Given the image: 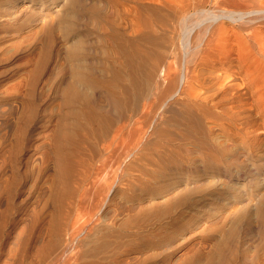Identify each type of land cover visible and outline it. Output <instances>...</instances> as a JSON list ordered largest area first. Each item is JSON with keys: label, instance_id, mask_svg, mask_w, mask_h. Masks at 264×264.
Segmentation results:
<instances>
[{"label": "bare ground", "instance_id": "6f19581e", "mask_svg": "<svg viewBox=\"0 0 264 264\" xmlns=\"http://www.w3.org/2000/svg\"><path fill=\"white\" fill-rule=\"evenodd\" d=\"M150 4L164 7L167 17L150 12ZM35 5L0 16V32L7 35L16 31L10 27L23 23L24 15L40 25L28 45L34 56L24 65L26 91L8 89L7 98L0 96L16 120L14 125L7 123L10 131L0 130V206L7 201L19 217L8 241L1 243L3 252L13 244L24 254L50 256L58 250L75 209L82 206L80 210L98 214L107 209V190L112 192L119 177L115 172L143 144V133L155 126L163 110L193 122L213 113V107L225 114L231 94L228 82L238 78L241 83H232L245 85L258 101L264 99V0H71L68 14L55 6L47 10ZM214 74L223 79L219 87ZM244 94L237 91L234 97ZM20 162L35 179L34 191L52 202V217H43L36 237L30 236L36 227L29 218L31 204L21 200L16 205L17 194L32 190L17 188ZM130 165L125 168L135 174L134 181L123 200L115 199L114 207L109 204L107 222L154 202L145 194L158 195L155 183H161L162 190L169 185L166 174L154 181L139 162ZM258 212L262 231L264 197ZM8 221V213L0 212V240ZM247 226L251 233L252 221ZM109 260L130 264L131 256L114 254Z\"/></svg>", "mask_w": 264, "mask_h": 264}, {"label": "rangeland", "instance_id": "374dc122", "mask_svg": "<svg viewBox=\"0 0 264 264\" xmlns=\"http://www.w3.org/2000/svg\"><path fill=\"white\" fill-rule=\"evenodd\" d=\"M70 1L0 0V16H12L20 11L18 8L22 9L32 2L47 10L55 6L68 14ZM150 5V12L163 15L162 19L167 17L168 11L164 7ZM22 19L20 26L8 29L16 30L12 35L9 32L8 35L0 32V96H4L8 89L18 88L22 92L27 89L28 76L24 65L34 56L28 45L33 32L40 25L29 15L22 16ZM210 72L205 70L207 76ZM215 77L213 82L215 79L219 81L214 85L219 87L223 79ZM240 80L238 78L234 82L228 79L231 94L227 96H230L229 111L225 114L219 115L220 110L213 107L211 109L214 114H210H213L212 117L200 115V119L193 122L185 115L163 110L155 126L152 129L147 127L146 133H143L142 145L145 146L140 145L130 159H124L125 166L122 164L124 168L121 166L122 169H119L122 175L119 170L115 172L116 176L115 173L112 174V177H119L109 180L110 184L113 180L115 182L112 183V192L107 190V209L109 204L114 207L115 199H124L125 191L129 190L134 181L135 174L131 173L129 167L126 169L127 165L131 166L132 161L139 162L147 173L145 176L151 180L155 181L163 173L166 174L169 184L166 191L162 190L161 183H155L154 192L158 195H152L153 192L150 191V195L145 194L154 202L120 215L112 223L109 220L107 222V209L98 214L97 210L95 213L91 210L89 213L87 208L80 210V206V209L72 212L67 233L58 241V250L52 255L44 256L36 252L31 256L26 251L24 254L17 250L18 247L13 244L8 245L3 252L2 243L7 240V234L19 217H15L17 212L13 214L11 209L14 208H10L7 201L1 203L0 212H7L9 221L0 240V264H66L67 260V264H116L109 260V255L114 254H129L130 264H185L187 261H191V264H264V229H259L261 219L258 212V206L264 197V99L258 101L254 94L247 93L245 85V88L238 87V83L242 82ZM237 81V84H233ZM237 91L246 94L243 98H236L234 94ZM253 95L254 99H251ZM4 102L0 101L3 103L0 130L8 132L10 127L7 123L14 125L16 120L15 114H11V107ZM219 117L225 119L220 120ZM159 130L164 131L165 135H161L163 132L160 133ZM144 159L146 163L143 162ZM124 171L127 172L123 173ZM15 176L20 191L32 188L30 194H17L16 205L21 200L31 204L29 218L33 219L34 222L31 218L30 222L35 223L36 227L32 228L30 236L36 237L43 217H52V202H49V196H41L34 191L35 179L32 180L33 176L29 175L23 162L18 164ZM219 215L221 218L215 221L217 223L213 222V217H220ZM247 221L253 223L251 233ZM29 229L30 225L26 231Z\"/></svg>", "mask_w": 264, "mask_h": 264}]
</instances>
